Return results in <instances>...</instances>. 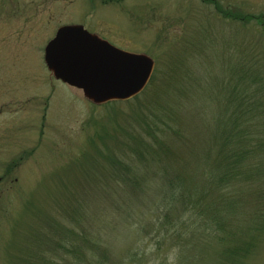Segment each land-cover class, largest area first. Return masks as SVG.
I'll return each mask as SVG.
<instances>
[{
    "label": "rangeland",
    "instance_id": "rangeland-1",
    "mask_svg": "<svg viewBox=\"0 0 264 264\" xmlns=\"http://www.w3.org/2000/svg\"><path fill=\"white\" fill-rule=\"evenodd\" d=\"M71 25L151 57L147 86L96 104L55 79L44 47ZM245 151L225 196L245 249L223 256L162 167ZM83 232L107 264H264V0H0V264H79Z\"/></svg>",
    "mask_w": 264,
    "mask_h": 264
},
{
    "label": "water",
    "instance_id": "water-1",
    "mask_svg": "<svg viewBox=\"0 0 264 264\" xmlns=\"http://www.w3.org/2000/svg\"><path fill=\"white\" fill-rule=\"evenodd\" d=\"M44 61L56 79L97 104L134 96L153 68L150 57L122 51L82 26L59 28L45 46Z\"/></svg>",
    "mask_w": 264,
    "mask_h": 264
},
{
    "label": "trees",
    "instance_id": "trees-1",
    "mask_svg": "<svg viewBox=\"0 0 264 264\" xmlns=\"http://www.w3.org/2000/svg\"><path fill=\"white\" fill-rule=\"evenodd\" d=\"M147 116H149L148 113ZM152 116L154 117L152 114L149 117ZM233 123L235 122H232V124ZM235 125L236 124H234L231 128L233 131L230 130L229 133L223 135V140L227 138L226 140L228 143L233 142L234 135H241L242 132L244 133V131H240L238 128L234 130ZM217 137L218 136H216V138ZM209 155L210 154L206 155L207 161ZM215 155L216 154H211L210 156L211 159H214V164L217 165L213 167L214 170H212V177L209 168H207L209 165L207 166V161L205 160L202 162V165H204L202 172L198 173V177H196V175L193 174V167L188 159H186L188 161L186 162L184 157H181L180 161L182 163H180L179 161L171 162L174 159L169 158V165L162 167V170H164V168H167V171L168 169H177L178 172L172 175L175 177V183H173L172 179L170 178V184L174 192L168 196V200L173 197L175 201H182V203L185 205V210L194 209L196 220L201 222L203 225L209 226L211 225L209 223H215V239L217 245L221 248L222 255L240 256L241 251L245 248L239 246V243L233 244L236 232L233 230V225L228 228L230 224L228 219L231 218L230 213H233L232 209L234 208L232 200H227L225 196L234 191V189H231L230 185L232 182V177L230 176L235 175V171L232 170V168L237 167V164L240 165L238 177H241L243 186L244 183H249L248 179L252 177L253 171L250 170L251 168H249V165H247V163H249L248 160H246L247 163L245 161L241 162L242 160H239V158L244 156L245 159L248 158L246 151L244 155L243 153H240L239 157L234 154L227 157V162L225 165L224 162ZM166 158L167 155L164 157V160ZM257 171L258 170L256 169V172ZM227 180L230 181L228 185ZM224 182H226V184H224ZM197 221H194L193 225L198 226ZM167 232L168 231L165 233ZM80 236L81 243L79 244V264H107V260L109 258L107 254L109 247L106 243L108 240L100 244L99 242H94L93 240L88 239L89 236L86 232L80 233ZM86 245L89 247H86ZM132 255L135 256L134 254ZM138 261L139 264L142 263L140 260Z\"/></svg>",
    "mask_w": 264,
    "mask_h": 264
}]
</instances>
